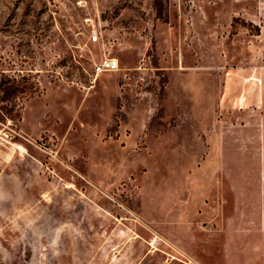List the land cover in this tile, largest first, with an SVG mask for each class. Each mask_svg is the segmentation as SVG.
<instances>
[{"label":"rangeland","instance_id":"obj_1","mask_svg":"<svg viewBox=\"0 0 264 264\" xmlns=\"http://www.w3.org/2000/svg\"><path fill=\"white\" fill-rule=\"evenodd\" d=\"M231 76L264 92V0H0V264H194L264 170Z\"/></svg>","mask_w":264,"mask_h":264},{"label":"crops","instance_id":"obj_2","mask_svg":"<svg viewBox=\"0 0 264 264\" xmlns=\"http://www.w3.org/2000/svg\"><path fill=\"white\" fill-rule=\"evenodd\" d=\"M239 81L233 76L226 78L223 106L230 108L237 119L256 118L261 126L260 142L264 149V92L244 90L242 93L243 84ZM254 85L257 87V84ZM241 141L245 142L244 139ZM231 143L235 145L241 142ZM229 161L238 165V160L230 158ZM255 162L264 165V156L256 158ZM253 172L256 174L254 177L232 172L226 175L227 183L225 187L221 185L219 199L211 200L214 205H211V201L208 204L214 214L210 212L212 215L207 216L209 224L202 232L204 243L189 255L194 264H264V170ZM250 179L252 184H244ZM247 185L252 189L246 188Z\"/></svg>","mask_w":264,"mask_h":264},{"label":"built area","instance_id":"obj_3","mask_svg":"<svg viewBox=\"0 0 264 264\" xmlns=\"http://www.w3.org/2000/svg\"><path fill=\"white\" fill-rule=\"evenodd\" d=\"M93 41L96 40V36L93 35ZM94 73L95 75H99L103 72H114L118 69V65L115 60L110 58H103L98 63L94 64Z\"/></svg>","mask_w":264,"mask_h":264}]
</instances>
